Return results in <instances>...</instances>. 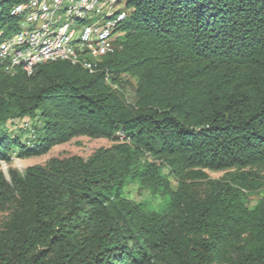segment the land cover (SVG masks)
<instances>
[{
    "label": "trees",
    "instance_id": "16d2710c",
    "mask_svg": "<svg viewBox=\"0 0 264 264\" xmlns=\"http://www.w3.org/2000/svg\"><path fill=\"white\" fill-rule=\"evenodd\" d=\"M23 1L0 0V40ZM121 1L93 71L0 72V161L112 142L8 181L0 170V264H264V196L248 203L264 174L240 170L264 166V0ZM129 184L157 203L126 197Z\"/></svg>",
    "mask_w": 264,
    "mask_h": 264
},
{
    "label": "bare ground",
    "instance_id": "6f19581e",
    "mask_svg": "<svg viewBox=\"0 0 264 264\" xmlns=\"http://www.w3.org/2000/svg\"><path fill=\"white\" fill-rule=\"evenodd\" d=\"M32 1L33 5L23 7H21V2L15 4L11 8L10 14L18 19V23L25 21L26 17L31 15L45 16V20L51 21L50 23L37 21L32 24H24L7 39L0 40V59H5L7 54V63L6 65L0 63V72L13 74L17 69H21L27 75H32L39 64L55 61H67L93 71L97 68L112 42H104V49L92 53L85 52L82 49H58L54 54H47L36 58V61H31V68L29 65L23 64H28V60L33 58V54L52 53L54 40L59 39L63 29H65L63 45L70 46L95 42L96 33H103L111 24L113 25L110 27V35H117L116 30L120 24L114 23L118 18L126 17L128 13L127 10H123L126 5L123 1L121 5H116L113 8L112 4H105V9L94 10H89V3L100 0H56L49 3V0ZM45 3L48 4L44 5ZM57 14L65 15H58L53 18V15ZM96 21V33H85ZM30 33H34V41L37 42L32 43V40H21L18 44L19 35ZM9 46L14 47L9 48ZM31 47L32 49H27ZM16 58H18V63H16Z\"/></svg>",
    "mask_w": 264,
    "mask_h": 264
},
{
    "label": "rangeland",
    "instance_id": "374dc122",
    "mask_svg": "<svg viewBox=\"0 0 264 264\" xmlns=\"http://www.w3.org/2000/svg\"><path fill=\"white\" fill-rule=\"evenodd\" d=\"M123 10H127L126 8H123ZM129 82L134 86L135 80L129 79ZM125 93L129 100L132 101L134 97V92L132 87L127 84L125 86ZM25 121H28L27 119ZM18 125L21 126L22 123L17 121ZM10 126V124H9ZM14 129V128H13ZM112 144L110 140L104 139V138H90L87 136H78L74 137L68 142H65L60 145L53 146L46 154L38 156V157H31V158H25V159H19L15 157L14 155L11 157V160L7 163L5 161H0V170L1 172L6 171L8 173V169H14L20 173H22L26 167L34 164H45L50 158L57 157V158H65L72 155H77L82 158H88L91 156L96 150L104 147H108ZM234 170L236 169H229L224 171H205L207 176L211 179H218L221 177L229 176ZM240 170H249L255 173H258L260 175L264 174V166L259 167H247ZM188 181H191L190 179ZM194 184V188L196 193L201 194L204 189V182L200 180L192 181ZM125 196L129 199H132L136 202H150L152 201L154 204L157 203L156 200H153L150 193L141 190L137 187L136 184H129L125 188ZM264 196V189L259 191H254L248 196V203L250 206H253L259 198ZM2 217V215H0Z\"/></svg>",
    "mask_w": 264,
    "mask_h": 264
},
{
    "label": "built area",
    "instance_id": "2783aa9c",
    "mask_svg": "<svg viewBox=\"0 0 264 264\" xmlns=\"http://www.w3.org/2000/svg\"><path fill=\"white\" fill-rule=\"evenodd\" d=\"M54 1H56V0H49L48 3L54 2ZM121 2L122 1H120V0H100L97 2H90L89 3V10L105 9V4H112V8H113L116 5H121ZM48 3H45L44 5H46ZM26 5H33V1L32 0H26V1L21 2V7L26 6ZM58 15H65V14L53 15V18L55 16H58ZM124 19H125V17L118 18L114 24H121ZM37 21H44V23H50L51 20H45V16H33V15H31V16L26 17L25 21L18 23V26L20 28V27H23L24 24H32V23H35ZM111 25H113V24H111ZM111 25H109L107 27V30H104L103 33H96L97 21L95 23H93V26L88 28V30L85 33H96V41L84 43V44H81L80 46L63 45V35L65 34V29H63L62 34L59 37V39L54 40V46H53V52L52 53L41 52L40 54H33V58L31 60H28V64H23V65H29V67L31 68V61H36V58L46 56L47 54H54L55 51L58 49H65V50L82 49L85 52H91V53L99 51L101 49H104V42H115L116 37L118 35V33H117V35H110ZM21 40H32V43L37 42V41H34V33H30L28 35H19L18 44H20ZM115 45H116V42H115ZM14 46H9V48H12ZM27 49H32V47L27 48ZM0 63H2V65H6L7 54L5 56V59H0ZM16 63H18V58H16Z\"/></svg>",
    "mask_w": 264,
    "mask_h": 264
},
{
    "label": "water",
    "instance_id": "95a60500",
    "mask_svg": "<svg viewBox=\"0 0 264 264\" xmlns=\"http://www.w3.org/2000/svg\"><path fill=\"white\" fill-rule=\"evenodd\" d=\"M2 173H3V175L5 176V179L8 181V180H9L8 173H7L6 171H3Z\"/></svg>",
    "mask_w": 264,
    "mask_h": 264
}]
</instances>
